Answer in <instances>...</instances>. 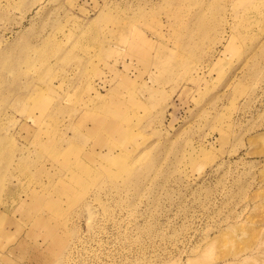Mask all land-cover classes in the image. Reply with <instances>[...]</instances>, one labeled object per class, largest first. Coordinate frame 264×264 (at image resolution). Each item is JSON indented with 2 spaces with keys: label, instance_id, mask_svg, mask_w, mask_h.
<instances>
[{
  "label": "rangeland",
  "instance_id": "obj_1",
  "mask_svg": "<svg viewBox=\"0 0 264 264\" xmlns=\"http://www.w3.org/2000/svg\"><path fill=\"white\" fill-rule=\"evenodd\" d=\"M0 264H264V0H0Z\"/></svg>",
  "mask_w": 264,
  "mask_h": 264
}]
</instances>
